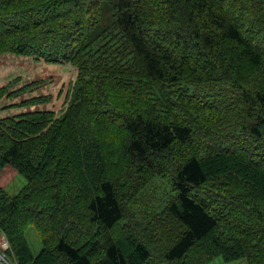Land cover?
<instances>
[{"label":"trees","instance_id":"16d2710c","mask_svg":"<svg viewBox=\"0 0 264 264\" xmlns=\"http://www.w3.org/2000/svg\"><path fill=\"white\" fill-rule=\"evenodd\" d=\"M6 54L75 76L0 118L7 264H264V0H0Z\"/></svg>","mask_w":264,"mask_h":264},{"label":"rangeland","instance_id":"374dc122","mask_svg":"<svg viewBox=\"0 0 264 264\" xmlns=\"http://www.w3.org/2000/svg\"><path fill=\"white\" fill-rule=\"evenodd\" d=\"M21 75V83H29L32 81H42V84L33 90L25 93L14 99L15 103L25 100L30 97H38L41 95H50L51 101L49 103H40L36 105L27 106L20 111L7 108L10 106L8 100L0 101V118L7 115H12L18 112L26 111H45L53 110L59 115H62L65 106V95L69 86L74 82V70L68 65L58 63L37 61L30 57H22L6 54L0 59V87L7 83L10 79L19 77ZM72 86V85H71ZM5 107L6 109H3ZM11 110V111H10ZM61 110V111H59ZM0 184L9 195L17 194L25 184V178L11 167H5L0 173ZM159 185L165 190L169 188L160 181ZM26 238L31 248L33 255H38L41 251L42 243L35 233L33 227L26 230ZM8 248V243L6 242ZM210 264H246L244 259L232 262H225L222 257L215 258Z\"/></svg>","mask_w":264,"mask_h":264},{"label":"crops","instance_id":"0c3cea01","mask_svg":"<svg viewBox=\"0 0 264 264\" xmlns=\"http://www.w3.org/2000/svg\"><path fill=\"white\" fill-rule=\"evenodd\" d=\"M6 238L4 235L0 234V253H2L6 247H7V244H6ZM0 264H3V263H0Z\"/></svg>","mask_w":264,"mask_h":264},{"label":"built area","instance_id":"2783aa9c","mask_svg":"<svg viewBox=\"0 0 264 264\" xmlns=\"http://www.w3.org/2000/svg\"><path fill=\"white\" fill-rule=\"evenodd\" d=\"M1 262L6 263V260H5L4 256L0 254V263H1ZM6 264H7V263H6Z\"/></svg>","mask_w":264,"mask_h":264}]
</instances>
